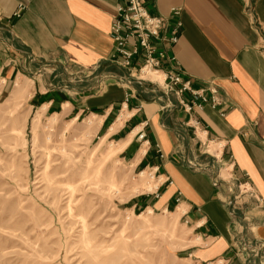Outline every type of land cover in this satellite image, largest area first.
I'll list each match as a JSON object with an SVG mask.
<instances>
[{
    "label": "crops",
    "instance_id": "crops-1",
    "mask_svg": "<svg viewBox=\"0 0 264 264\" xmlns=\"http://www.w3.org/2000/svg\"><path fill=\"white\" fill-rule=\"evenodd\" d=\"M123 2L0 0V78L31 77L35 103L99 117L98 130L120 146L133 172L157 168L164 182L139 193L133 207L180 215L201 240L184 247L186 264H264V255L238 253L241 241L264 240V0H142L166 17L155 41L167 57L162 70L173 68L174 57L193 87L218 89L217 108L203 105L191 114L173 93L111 59L110 26ZM172 8L179 9L175 17ZM176 19L181 26L170 43ZM189 118L198 120L199 132L185 123ZM208 140L222 144L224 162L233 161L226 174L246 173L261 198L251 221L231 201L233 183H214L223 169L205 153Z\"/></svg>",
    "mask_w": 264,
    "mask_h": 264
},
{
    "label": "rangeland",
    "instance_id": "rangeland-1",
    "mask_svg": "<svg viewBox=\"0 0 264 264\" xmlns=\"http://www.w3.org/2000/svg\"><path fill=\"white\" fill-rule=\"evenodd\" d=\"M88 114L35 103L31 77L0 78V264H186L201 240L175 211L133 207L153 180ZM236 201L251 221L255 200ZM238 250L258 258L264 240Z\"/></svg>",
    "mask_w": 264,
    "mask_h": 264
},
{
    "label": "built area",
    "instance_id": "built-area-1",
    "mask_svg": "<svg viewBox=\"0 0 264 264\" xmlns=\"http://www.w3.org/2000/svg\"><path fill=\"white\" fill-rule=\"evenodd\" d=\"M178 14V8L171 9L173 17ZM15 15H18V12ZM165 19L166 17L163 15L148 11L142 0H124L123 3L117 5L115 17L110 26V36L113 40L111 59L127 69L133 77L149 80L161 87L165 92L173 93L177 97L180 107L188 114H191L195 109H201L203 105L217 108L222 102L218 89L215 86L206 88L193 87L191 79L182 75V72L177 69L176 63L173 62L174 57L169 58L173 68L162 70L161 62L167 57L164 51L157 47L155 41L160 38ZM180 26L181 23L176 19L168 37H166L170 43L177 41V33ZM206 92H209V94L207 95ZM220 114L224 115L223 112H220ZM185 123L191 125L195 132L200 131L197 119L189 118ZM196 136L198 137L197 134ZM137 137L143 139L145 133L139 131ZM202 144L204 145L205 153L211 155L215 163L220 164V169L222 168L227 172L233 170V161L229 159L228 162H224L221 158L223 149L221 143L208 140L203 141ZM141 171H147L153 180V186L150 189L143 190V192L154 191L160 183L164 182L161 177H158L157 168ZM234 180L237 181L238 194L232 195L231 200H233V203L238 202L236 200L241 194H247L248 197L255 200L256 208L262 206L261 198L252 187L246 173H244L242 178H237L230 174L222 176L218 171L214 177L215 184ZM230 190L232 191V185ZM228 202L230 203V201Z\"/></svg>",
    "mask_w": 264,
    "mask_h": 264
}]
</instances>
